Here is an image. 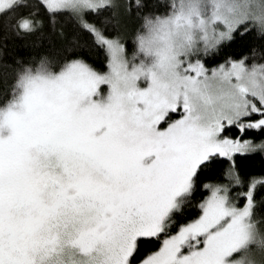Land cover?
Here are the masks:
<instances>
[{
  "label": "snow or ice",
  "instance_id": "1",
  "mask_svg": "<svg viewBox=\"0 0 264 264\" xmlns=\"http://www.w3.org/2000/svg\"><path fill=\"white\" fill-rule=\"evenodd\" d=\"M257 34L264 0H0V58L43 46L0 69V264H264Z\"/></svg>",
  "mask_w": 264,
  "mask_h": 264
},
{
  "label": "trees",
  "instance_id": "2",
  "mask_svg": "<svg viewBox=\"0 0 264 264\" xmlns=\"http://www.w3.org/2000/svg\"><path fill=\"white\" fill-rule=\"evenodd\" d=\"M264 46V40H262L259 35L252 36H240L237 35L234 43H232L228 49L229 53L237 54L245 52L249 47ZM41 51H43V46L33 48L30 42L27 41H17L10 44V47L7 49V54L5 57L0 58V69L3 68L4 60H7L8 63H11L16 56H22L29 58L32 56H38ZM3 85H0V96L3 93ZM259 161V157H256ZM191 211V209H189Z\"/></svg>",
  "mask_w": 264,
  "mask_h": 264
}]
</instances>
